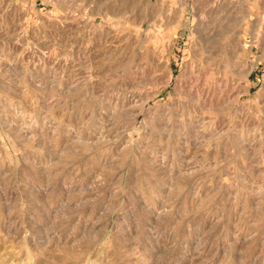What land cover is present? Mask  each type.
Segmentation results:
<instances>
[{
  "label": "rangeland",
  "instance_id": "374dc122",
  "mask_svg": "<svg viewBox=\"0 0 264 264\" xmlns=\"http://www.w3.org/2000/svg\"><path fill=\"white\" fill-rule=\"evenodd\" d=\"M0 264H264V0H0Z\"/></svg>",
  "mask_w": 264,
  "mask_h": 264
}]
</instances>
